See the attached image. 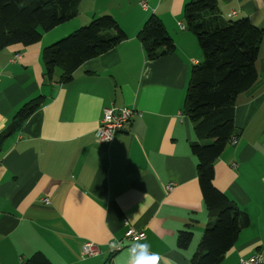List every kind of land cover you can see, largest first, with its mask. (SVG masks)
<instances>
[{"label": "crops", "instance_id": "crops-1", "mask_svg": "<svg viewBox=\"0 0 264 264\" xmlns=\"http://www.w3.org/2000/svg\"><path fill=\"white\" fill-rule=\"evenodd\" d=\"M188 1L80 0L78 14L42 32L39 42L0 50V133L24 102L45 99L0 150V264H22L36 251L52 264H129L137 242L149 245L158 264H191L209 216L190 150L196 138L183 112L190 69L202 60L185 28ZM216 1L224 19L246 17L264 31V0ZM103 14L126 37L84 61L68 82L60 68L46 79L42 47ZM152 14L174 49L149 59L137 33ZM256 70V82L236 97L241 133L214 165L215 187L249 218L219 264H239L255 252L264 264V35ZM122 107L136 110L131 120L110 142L97 140L104 109ZM187 224L192 239L180 248L177 234ZM127 227L145 237L123 239ZM117 240L122 248L114 251L109 243ZM86 241L99 251L83 254Z\"/></svg>", "mask_w": 264, "mask_h": 264}, {"label": "trees", "instance_id": "trees-1", "mask_svg": "<svg viewBox=\"0 0 264 264\" xmlns=\"http://www.w3.org/2000/svg\"><path fill=\"white\" fill-rule=\"evenodd\" d=\"M79 2L0 0V50L12 44L27 46L39 42L42 32L73 19L78 14ZM183 18L203 55L190 69L183 112L191 121L196 138L190 143V150L196 159V176L209 216L191 264H219L249 218L233 198L215 187L214 165L226 144L241 133L234 125L236 97L257 80L256 61L264 31L246 17L224 19L216 0H189L183 7ZM125 37L113 16L93 17L86 25L42 47L44 75L50 80L55 68H60V80L68 82L84 61L107 52ZM137 37L149 59L174 49L164 25L153 14L143 23ZM44 101V96L37 95L16 110L0 133V150ZM189 226L177 234L180 248L187 247L192 239ZM22 264L52 263L36 251Z\"/></svg>", "mask_w": 264, "mask_h": 264}, {"label": "built area", "instance_id": "built-area-1", "mask_svg": "<svg viewBox=\"0 0 264 264\" xmlns=\"http://www.w3.org/2000/svg\"><path fill=\"white\" fill-rule=\"evenodd\" d=\"M141 5L145 6L144 1H141ZM135 109L129 107H122L117 110L106 108L102 112V116L99 121V125L94 131V136L97 140L110 142L113 136L131 120L135 114ZM234 142V139L232 140ZM44 201H47L45 198ZM127 225V222H125ZM145 237L144 232H137L132 227H127L123 239L128 241H140ZM111 248L116 251L122 248V241L110 242ZM99 251V247L96 243L86 241L82 244V253L85 255H93ZM239 264H262V253L255 252L245 258H241Z\"/></svg>", "mask_w": 264, "mask_h": 264}, {"label": "clouds", "instance_id": "clouds-1", "mask_svg": "<svg viewBox=\"0 0 264 264\" xmlns=\"http://www.w3.org/2000/svg\"><path fill=\"white\" fill-rule=\"evenodd\" d=\"M159 256L149 251L148 244L134 243L130 247L129 264H158Z\"/></svg>", "mask_w": 264, "mask_h": 264}, {"label": "rangeland", "instance_id": "rangeland-1", "mask_svg": "<svg viewBox=\"0 0 264 264\" xmlns=\"http://www.w3.org/2000/svg\"><path fill=\"white\" fill-rule=\"evenodd\" d=\"M87 23H88V22H87ZM87 23H86V24H87ZM86 24H84V25H86ZM63 37H64V36H63ZM200 54H201V56H203V55H202V51H201V49H200ZM201 59H202V58H201Z\"/></svg>", "mask_w": 264, "mask_h": 264}]
</instances>
